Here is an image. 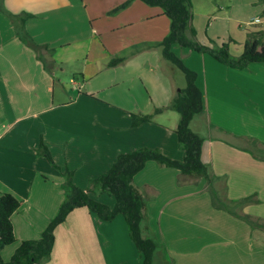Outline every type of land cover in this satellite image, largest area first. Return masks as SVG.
I'll return each instance as SVG.
<instances>
[{
	"label": "crops",
	"instance_id": "obj_1",
	"mask_svg": "<svg viewBox=\"0 0 264 264\" xmlns=\"http://www.w3.org/2000/svg\"><path fill=\"white\" fill-rule=\"evenodd\" d=\"M125 1L3 0L10 13L32 15L25 23L27 32L35 44L52 51L42 53L51 65L48 73L37 54L18 40L10 20L0 11V194L9 193L21 201L12 217L17 243H0V256L5 261L21 241L38 239L56 215L64 199L60 187L65 172L72 173L77 187L87 190L120 154H125L122 145L127 153L146 148L159 150L172 160L183 158L175 134L179 120L175 115L156 120L162 113L151 123L132 127L133 112L122 110L114 128L99 129L89 126L95 115L88 110L90 102L84 104L82 114L67 116L62 112L69 103L59 76L63 68L71 69L67 58L73 45L76 56L72 60L83 59L69 80L78 91L77 102L98 103L93 93L81 92L88 82L105 83L103 66L110 77V69L118 65L109 67L107 60L114 58H122L121 65L130 57L140 60V85L146 90L145 78L152 77L167 96L163 104L153 105L155 108L168 107L182 89L170 65L160 56L154 59L169 32V19L160 8L137 0L110 14ZM191 14L194 39L202 44L208 40L218 45L235 42L230 36L232 27L241 36L240 46L257 34L264 41V6L255 0H192ZM186 35L191 38L189 29ZM173 52L196 73L204 111L192 119L190 127L203 139L201 159L210 175L217 178L216 193L223 201L250 197V203L235 212L263 225L264 160L254 158L249 151L253 141L264 147V63L237 70L208 55L177 47ZM160 59L170 75L162 71ZM151 107L144 106L140 114H147ZM79 119L88 126L71 127L78 125ZM127 133L138 143L125 140ZM42 144L54 165L37 155ZM85 167L87 172L81 173ZM133 186L145 201L142 235L162 244L153 264H264V232L214 208L204 179L194 181L174 169L148 162L134 177ZM92 195L114 206L111 197ZM46 264H142V260L122 216L102 222L86 209H77L56 227Z\"/></svg>",
	"mask_w": 264,
	"mask_h": 264
},
{
	"label": "trees",
	"instance_id": "obj_2",
	"mask_svg": "<svg viewBox=\"0 0 264 264\" xmlns=\"http://www.w3.org/2000/svg\"><path fill=\"white\" fill-rule=\"evenodd\" d=\"M135 0H127L117 6L110 14L125 9ZM150 7H158L169 19V32L159 44L162 58L184 76L185 86L178 90L168 107L155 108L152 113L130 114L132 127L151 123L155 116L165 110L178 114L179 120L175 129L178 144L183 152L181 161L172 160L163 155L159 150L137 149L133 152L120 154L110 169L92 181L91 188L83 190L72 181V173L65 172V180L61 185L64 199L56 215L49 221L48 226L36 240H23L15 250L12 257L5 261L0 256V264H46L54 246V231L62 224L67 216L74 210L86 209L96 220L111 222L117 216H122L126 222L129 236L133 242L142 264H153L155 253L162 244L153 237L142 235V222L145 220V201L133 186L134 177L145 167L146 163L154 162L157 165L176 170L182 177L195 180L204 179L211 196L212 206L232 216L240 217L252 228L257 227L264 232V224H254L248 216H239L235 209L250 203L251 198L236 201L222 200L216 193L214 183L217 178L210 175L208 166L202 162L201 153L203 139L191 130L190 124L195 116L203 113V98L196 84V73L188 69L178 58L173 47L189 50L191 52L208 55L216 62L231 68L242 70L251 64L264 63V41L261 34L254 35L245 42L242 53L232 57L227 44L218 45L212 40L202 44L194 39L195 31L190 28L192 19V0H137ZM264 6V0H255ZM0 11L10 20L19 41L32 49L43 64L44 69L50 73L51 65L43 60V52L51 54L46 46L35 44L25 28V23L32 17L31 14L21 12L12 14L6 10L3 0H0ZM190 31L191 38L186 35ZM123 62L122 58H114L109 62V67H115ZM51 64V63H50ZM253 141L249 153L258 160H264V147L258 148ZM37 155L43 157L49 164L54 165L49 150L42 144L37 150ZM92 194H105L114 199V206L109 207L93 198ZM21 201L9 193L0 194V243L11 246L16 242L12 217L20 208Z\"/></svg>",
	"mask_w": 264,
	"mask_h": 264
},
{
	"label": "rangeland",
	"instance_id": "obj_3",
	"mask_svg": "<svg viewBox=\"0 0 264 264\" xmlns=\"http://www.w3.org/2000/svg\"><path fill=\"white\" fill-rule=\"evenodd\" d=\"M230 34H231L230 35L231 37H234L233 39H235V42H230V43L225 42V43L229 47L230 55L232 57H238L242 53V50H243V46H240L237 44L241 36L233 31V27L231 28ZM73 46L71 47V50L68 51L70 56L67 58L69 62L68 64H70L72 70L70 68L65 67L63 68V70L65 69L63 71V74L59 76V79L61 80V82L64 84V87H65L64 97H65L66 103H69V105H67V107H65L62 111L64 114H67V116L69 114H74V115L82 114L83 111L85 110L84 104H86V102H90L91 105H88V110H90L91 108V110H93L95 115H92L89 126L90 127L95 126L99 129H107L108 126L114 128L115 125H117L118 123V121L116 120V116L117 115L120 116L123 113L122 110L123 111L127 110V111H131L133 113L138 114L140 113L139 112L140 109H143L144 106L146 107L148 105L149 106L152 105L150 111L148 112V113H152V111L155 108L153 105H155L156 103H161V101L163 104L164 100H166V97H167L165 96L166 93L160 91L161 89L159 85L156 84L154 81H152L154 80L152 77L147 76L150 79V81L149 79H147V77L146 78L144 77L145 78L144 87H146V90L143 89V87L140 85V82L138 80L139 77L137 76V75H141V72L139 71V68H138L140 64V60L139 59L131 60V57H130L125 64L123 65L118 64V68L110 69V77H108L107 75V69H105V66H103V71L101 73L102 74L101 76L104 78L105 83L98 84L96 83V81H92V82H88L86 84V87L85 86L83 87V90L81 93H87V92L93 93L92 95L96 97V101L98 103H95V102L93 103L92 101H88L85 99L84 101H79V102L75 101V98L78 96V91L75 90V88H73V86L69 83V80L71 78V74L77 71L76 69L81 68L83 59L80 61L72 60V57L76 56V53H75L76 48L75 47L73 48ZM158 56L162 57L161 52H159V55H155L154 59L157 60L156 58ZM110 60H107L108 62L107 64H109ZM160 65H161L162 71L166 75H170L169 69L167 68V64L165 63V61L160 59ZM170 71L174 72L173 75L176 76L175 78L176 81H178V79L180 78L181 81L177 84H179L180 87L184 88L185 86L184 76L181 73V71H179V69L173 66H170ZM149 83H150V86L148 85ZM162 113L161 114L163 116L161 117L155 116L156 118L155 117L154 118L156 120L160 118V120L162 121L166 120L164 118H170L172 116L174 117V115L176 116L177 119L179 118L178 114L174 111L165 110ZM76 122L78 123L79 126L71 125V127L85 128L88 126V124L85 123L83 119H79ZM131 134L132 133L125 134L124 139L130 140V142L137 144L138 142H137L136 137H131ZM105 139H107V137H105ZM122 146L123 147L121 149L123 153H127L126 150H124L126 149L125 146L124 145ZM257 146L258 148H263L262 146H259V145ZM83 172H87V167H85L81 171V173ZM107 197L108 195H105L102 198H107ZM113 200L114 199L112 198V201Z\"/></svg>",
	"mask_w": 264,
	"mask_h": 264
}]
</instances>
